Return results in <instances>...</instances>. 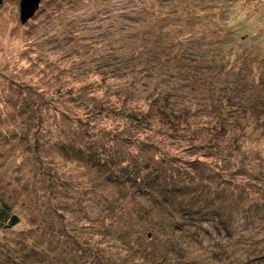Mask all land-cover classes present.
<instances>
[{
	"label": "rangeland",
	"instance_id": "rangeland-1",
	"mask_svg": "<svg viewBox=\"0 0 264 264\" xmlns=\"http://www.w3.org/2000/svg\"><path fill=\"white\" fill-rule=\"evenodd\" d=\"M20 1L0 5V193L21 219L0 230V264L83 263L88 255L81 251L92 244L88 225L103 226L113 217V228L132 226L148 241L170 242L165 264H264V234L243 220L244 213L226 236L214 229L197 239L194 227H176L189 196H139L145 184L121 182L119 174L130 163L145 179L159 177L144 167L154 155L161 180L177 175L169 191L179 186L192 194L195 181L182 175L195 176V160L220 170L224 162L207 147L185 150L184 141L169 142L172 135L159 129L175 120L187 139L198 127L219 122L198 117L204 103L217 113L226 111L224 103L264 104V0H42L25 25ZM84 101L91 110L79 106ZM122 103L130 112L148 113L153 130L127 133L112 111L113 121L97 113ZM81 120L92 128L84 141L77 139ZM123 132L146 144L124 140L123 151L113 146L115 154L96 149L99 137ZM240 145L263 171V131L248 129ZM89 147L95 160L99 153L110 163H85ZM115 175L118 182L108 181ZM257 182L254 190L264 188ZM217 224L205 217L202 228ZM175 227L186 231L173 233Z\"/></svg>",
	"mask_w": 264,
	"mask_h": 264
},
{
	"label": "trees",
	"instance_id": "trees-1",
	"mask_svg": "<svg viewBox=\"0 0 264 264\" xmlns=\"http://www.w3.org/2000/svg\"><path fill=\"white\" fill-rule=\"evenodd\" d=\"M69 98L77 99L74 96ZM157 99L158 98L153 99V105L158 103ZM70 101L73 102V100ZM83 104L86 105V102L84 101L82 104L79 103V106L83 107L85 111L91 110L86 107L87 105L83 106ZM225 105L227 106V109L226 111L223 110L222 113H217V111L212 108L213 106L211 104L204 103L205 107H198L196 111V113L199 112L198 117H211L214 120L217 118L219 122L214 123L213 126L204 124L202 125L203 127H198L200 129L193 131L192 135L187 138L189 141H186L187 139L183 137L181 132L185 127L183 128L179 126L175 120H170L166 124L163 123L164 128L159 129L161 135H167V133L172 135L168 139L169 142H172L173 139H179L180 142L184 141L181 144L187 145L185 150H198L207 147L209 154L212 157H216L224 162L221 167H218L220 170L215 172V170L207 168V166L202 164V159H197L195 160L196 166L194 167L196 177L191 175V173L183 175L181 173L182 178L195 181V188L197 191H194L191 194L179 186H175V191H169L170 188L168 187L172 185L173 179L174 182H176L177 175L171 174L165 178V180H161L160 175L163 176L161 172L163 171V168L155 166V163L157 165L158 163L155 162L154 155L145 158L147 160L150 158L152 159L146 161L144 167L149 170L154 169L156 172L158 171L159 177L148 176V178L145 179L137 175L138 169L129 166L130 163L123 165L121 171H119V174L124 177V180L122 179L121 182L126 181L129 183H138V185L145 184L146 189L141 191L140 193L142 195L139 196L147 197L148 195H153L154 198L158 197L157 199L160 197L171 198L170 196L174 197L179 194H181L182 197L189 196L191 198V205L187 204L185 208L180 209L181 220L176 227L181 228L185 226L186 230L188 227H194L195 229L192 232V235L197 239H199L200 231H203L205 234H211L214 229H218L219 234H224L223 236H226L228 231L232 228L231 226L233 221L236 220L237 215L242 213L245 214L243 220L247 224H256L254 229H257L259 234L260 231L264 234V188L254 190V188L260 187L257 182L258 180L264 182V170L262 171V169H260L263 164H260L259 167L252 166V164L255 163L251 161V158L247 153L243 152L240 145L241 140L247 136L248 129L256 128L264 133V104L254 107L243 104L241 107L238 105L233 106L229 103H224V106ZM100 109L102 110L104 107ZM92 111L95 112L94 110ZM110 111L114 114V121L116 119L115 122L124 125V130L127 133L137 130H153L154 125L147 120L148 113L140 114L132 111L130 112L126 110V105L123 103L120 106L116 104L112 110L108 109L106 112H100L99 110L97 113L104 114L103 116L105 119H111ZM205 112L208 113L207 116L203 115ZM68 114V116H73L70 112H68ZM74 118H76V115H74ZM111 121H113V119H111ZM233 121H238L239 124H233ZM81 122L84 126L81 127L77 139L85 140L92 128H90L91 125L84 124V121L81 120ZM105 132H97L95 134L96 139L98 138V135L104 137ZM233 132H237V135ZM125 134L126 133L124 132L115 133V135L109 137V140L105 138L101 139L99 137V142H101L96 146V149H100L101 151L105 150V152L114 150L123 151L124 147H122L121 141L124 140L127 141L130 146L132 143L136 145L146 144V142L142 144L140 143V135L132 140L129 137H125ZM221 140L228 141L227 146L225 145L223 147V142H221ZM113 146L115 148L114 150L112 149ZM94 147H89L91 150L89 151V155L85 158V163L92 167L102 163L108 165L111 158L104 159L103 156L97 153L99 158L98 160L94 159L96 151L93 149ZM115 151L113 154L116 153ZM127 152L131 151L128 149ZM127 152L125 153L126 155ZM75 155L77 156L78 154L75 153ZM240 155L242 156L241 158H239ZM122 156L120 158H122ZM259 158L260 161H264V157L261 155H259ZM126 162L128 161H125V163ZM198 166L200 167L198 168ZM228 166H231L230 170L227 169ZM205 168H207V170ZM227 176H231V178H227ZM118 178L119 177L115 175L110 177L108 181L116 183L119 180ZM162 181H165V188L161 187ZM199 187H201V189ZM259 197L261 198L258 199ZM241 204L247 206L238 208ZM237 209L242 212L237 211ZM205 217H210L214 222L218 223L216 228H210V231L204 227L202 228V221L205 220ZM112 220L109 219V222L103 226H101L100 222L97 226L92 224L88 225L87 240L92 244H88L86 250H77L79 252L81 251V253L87 252L88 255L86 261L80 264H165V262L168 261V257L173 253L172 249L167 247L170 242L168 244L166 242L167 245H160L161 241L158 240V238H154L151 234L147 235L148 237L152 236L149 239L150 241H148L147 237H144V235L141 234V231L133 229L132 226L114 224L115 228H113ZM20 222V217L14 213L6 197L0 193V230L13 229L19 225ZM176 227L172 231L173 233H183L186 231L177 229ZM98 235L103 238V240L100 239V242L96 240L95 237ZM159 246L161 248H159ZM263 258L264 257L260 259ZM13 262L16 263L17 261L14 259Z\"/></svg>",
	"mask_w": 264,
	"mask_h": 264
},
{
	"label": "water",
	"instance_id": "water-1",
	"mask_svg": "<svg viewBox=\"0 0 264 264\" xmlns=\"http://www.w3.org/2000/svg\"><path fill=\"white\" fill-rule=\"evenodd\" d=\"M42 0H21L19 20L22 25L27 24L37 13L40 8ZM3 0H0V5Z\"/></svg>",
	"mask_w": 264,
	"mask_h": 264
}]
</instances>
